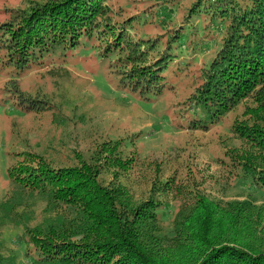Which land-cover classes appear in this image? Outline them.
<instances>
[{
	"label": "rangeland",
	"instance_id": "374dc122",
	"mask_svg": "<svg viewBox=\"0 0 264 264\" xmlns=\"http://www.w3.org/2000/svg\"><path fill=\"white\" fill-rule=\"evenodd\" d=\"M35 1L0 0V26L18 22V12ZM105 3L114 38L83 36L76 46L42 52L23 69L0 47V204L12 203L9 216L0 207V252L16 264H46L36 261L26 229L44 226L55 215L45 196L22 194L8 179L7 168L21 151L41 155L54 167L73 166L93 156L103 162L101 145L118 142V155L133 160L127 170L106 165L100 180L121 183L135 202L153 194L160 202L162 237L174 233L195 194L219 203H264V189L242 177L237 153L245 142L233 131L236 122L249 120L253 99L211 119L193 103L229 22L211 19L202 8L190 13L197 0ZM122 31L132 44L117 41ZM129 48L146 65L162 59L160 90L155 85L141 93L121 84L125 67L118 59ZM164 180L165 193L158 190Z\"/></svg>",
	"mask_w": 264,
	"mask_h": 264
},
{
	"label": "trees",
	"instance_id": "16d2710c",
	"mask_svg": "<svg viewBox=\"0 0 264 264\" xmlns=\"http://www.w3.org/2000/svg\"><path fill=\"white\" fill-rule=\"evenodd\" d=\"M195 7L202 8V13L210 12L211 19L216 16L229 23L194 95V108L211 119L242 100L253 99L249 120L236 122L233 131L245 142L244 151L237 153L243 165L242 177L264 189V0H197L190 13ZM107 12L105 0L35 1L23 14L18 12V22L0 26V47L5 48L15 68L23 69L42 52L57 45L76 46L83 36L95 34L99 38L102 33L114 38ZM121 39L123 44H132L126 31L119 32L117 41ZM133 56L129 48L118 59L125 67L121 84L141 93L155 85L160 90L162 59L146 65L142 55L137 60ZM108 144L101 145L106 152L103 162L93 156L89 162L54 167L41 155L21 151L8 166L7 177L16 189L22 194L45 196L48 208L55 213L44 226L26 229L36 261L264 264V203L248 199L219 203L198 193L190 212L175 221L174 233L162 237L157 232L160 202L153 194L135 202L121 183L100 180L102 169L111 162L127 170L133 160L118 155V142ZM168 185L169 180H164L158 190L168 192ZM0 207L9 216L12 203L8 200ZM0 264L16 263L0 252Z\"/></svg>",
	"mask_w": 264,
	"mask_h": 264
}]
</instances>
